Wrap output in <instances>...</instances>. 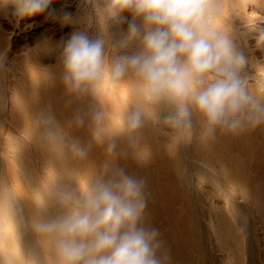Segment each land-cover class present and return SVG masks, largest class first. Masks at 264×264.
<instances>
[{
    "label": "bare ground",
    "instance_id": "1",
    "mask_svg": "<svg viewBox=\"0 0 264 264\" xmlns=\"http://www.w3.org/2000/svg\"><path fill=\"white\" fill-rule=\"evenodd\" d=\"M103 2L108 10L107 12L111 14V10L109 7L111 0H103ZM209 2L213 5V8L209 11L208 16L206 17L208 26L217 31L224 32L225 34H227L229 38L231 39L235 49L238 52L242 53L243 56L248 57V59H250V62L252 63L251 65H256V68L258 70H262L264 73V64H253L254 62L252 58H250L251 56L249 57L250 54H248L249 53L248 52L249 36L253 33V28L255 27L254 21H256L259 17L258 13L256 14L250 13L249 12L250 9L248 8V6L252 5L253 7L258 8V6H261V4L263 3L262 0H209ZM81 3L79 2L78 4L80 5ZM85 4H89V3L86 2ZM81 7H84V6H81ZM96 7H99V6H96ZM95 11H96L95 13H97L98 20L96 21L97 24L95 23L96 26H94L95 30H94V34L92 33L93 34L92 39L93 40L102 39L104 41L103 48H104L106 66L111 65L114 58H119L124 55H134L142 51L143 45H142V39L140 37H132V38L127 39L126 42H122L124 41L125 37L129 36V30L127 31L124 30L122 25H118L117 27H112L114 31V38H115L114 40H116V41H113L111 36L107 34L106 28L102 22L103 19L101 17V13L98 12V8L97 10L95 9ZM134 22L140 25L145 31H147L151 27H154L151 25H147L142 16H135ZM79 23H81V21H79ZM111 25L112 24H110V26ZM253 47L255 48V46ZM45 52L46 54H55L56 56L59 57L60 61H64V58H63L64 51L61 49L58 51H54L53 47L47 46L45 48ZM7 53L5 54L6 57H7ZM34 59L35 58L31 59V63L29 62L20 63L19 62L17 64L18 65L17 68L21 70L22 74H19L18 72H16V69H12V72L9 75L11 77H15L19 79H28L31 81L33 85L30 87L15 86V91H14L15 95L10 97L11 101L7 104V106L5 105V107L7 108L6 110H10L11 112L10 122L14 124H21L23 126H28V125L37 126V125H45V124L53 125V126L61 125L62 124L61 120H54L49 113H44V110H47V111L52 110V104L49 101V98L46 99L47 95L51 93V90L48 86L39 87V88L35 87V84L37 83L35 82V79L38 78L39 73L42 72L41 71L42 69L39 64H32V62L35 61ZM0 70H1L0 74L2 73V76L4 78H7L8 76L6 74L4 65L1 66ZM45 73H47V75L45 76L47 78L53 74L52 71L51 72L45 71ZM64 74H66V70H64ZM253 77H255L256 79H259L257 78L259 76L257 77L253 76ZM262 78L264 79V77ZM244 79L242 80L244 81ZM1 81L2 80H0V82ZM257 82L259 81L257 80ZM249 84L250 83L248 81H244V85L247 91L254 98L257 99L259 97L258 93L255 91L253 87H250ZM103 88H107L110 91L112 90L114 91L113 110L119 111L120 116H118V114L116 115L112 114L111 106L108 105V97H104L101 94V90ZM4 91H5V88H4ZM80 91L83 97L87 99H91L93 101L94 103L93 106L96 109L106 112V114L108 115V118H107V121L109 122L107 123L108 126L118 128L117 129L119 131L117 134L118 142L116 144V148L118 150L116 152V161H115V166H114V173H113L114 178L113 179L119 180L117 174L115 175V173H117V170H123L124 174L132 176L133 178L139 181H143V193H144V199H145V207L143 209V213L146 214L145 216L146 222H143L142 220H140L138 222L137 227H143L145 230L149 231L152 224L160 221L161 215L159 214L157 210L155 211L153 207L154 201L155 202L159 201V203L162 205L163 209L166 212L165 215L167 216L169 215V211H174L177 208L176 201L170 200V198L168 197L169 194L167 193L168 190L166 191L165 187L161 185V182L159 180H157L156 182V187L153 186V182H152L153 178L151 177L152 169L150 168L149 160L151 157H155L156 160L161 159V158L162 159H175L176 161L179 162L181 160L180 156H182L183 158V154L181 153V155L179 156L175 153L173 149L175 144L179 141H182V143H187L188 147L191 148V150L194 152L193 153L194 156L192 155L193 158L195 157L199 162H201L205 166V168L208 169V171H210V174L214 175V176L212 175L210 176L212 177L211 182H214V184H217L219 189L225 190L224 191L225 195H227L226 193H229L227 189H225V185H226L228 189L233 192L232 194H237L239 197H242L248 204H250L253 207V209L257 212V214L261 217V220L264 221V189H263V184L261 182V179L258 178L257 176V174H259L262 169V164L259 160V156H260V149L264 144V118L260 119L259 122L248 120L247 113L249 110L245 109L244 114L241 117V125L238 126L236 129H232L227 125H216L211 129V131H209L207 123H206V119L203 116V114L200 113L193 104L189 103L188 107L190 111L192 112L191 127L183 128V129H174L169 124L164 122L163 117H165L169 113H172L176 110L175 102H173L166 96H163V95L155 96L147 92L145 89V82L143 78L140 77L136 73V71L130 67H126L124 74L119 78H113L110 74L105 72L96 81L84 82L80 86ZM23 94H25L24 97L21 96ZM34 99H36L37 102L34 103L33 102ZM39 103H41L40 110H42L43 112L39 111L37 116H35L34 118H28L27 117L28 114H30L31 111H33V108H32L33 105L39 104ZM77 104H80V106L83 109L87 108V105H86L87 102L85 100ZM3 110H5V108ZM3 112L4 111H2V113ZM135 112H138L140 114V122L136 128H131L129 126L128 116ZM3 115L5 114H1V117ZM239 115L240 114H238V116ZM95 119L96 117L93 118L92 120H89L87 124L92 125ZM1 120L2 119H0V121ZM70 124L74 125L75 128H78V126H80L78 122L74 124L73 123H70ZM4 127L5 125L3 126V128ZM124 127L128 129H124ZM260 129H262L263 131L261 136L259 134ZM104 136L102 134L97 135V137H92L90 135L89 136L81 135V134L77 135L76 137L73 135H69V140L74 142L73 145H75L76 148H82L81 149L82 151H80V153L83 155V161H78L76 154L79 151L77 152V150L74 149L73 145L71 146V149L75 152L74 155L72 154L73 156H75L74 157L75 161H73V163L75 165L83 166L84 172H85L84 179L78 178L77 174L75 173L70 174L69 179L72 181V183H75L81 180L80 181V183L82 182L81 186L86 187L87 185L91 186L97 180H101L103 182H109L112 179V177L110 176V167L103 160V155L101 154L102 153L101 148L97 146L95 143V140L99 139L98 137L104 138ZM57 140L59 141V143L64 141L63 138H59ZM140 141L141 142L144 141L146 144V147L140 148L138 146V142ZM179 145L182 148L181 144ZM184 146L186 145L184 144ZM189 148H186V150H188ZM18 149L23 151V155L26 159H31L30 153L27 151L26 147L18 146ZM58 149H59V153L57 157L55 158L50 157L46 153L45 150L42 151V157L44 159V163L48 164L49 165L48 167L50 169V175L48 174V172L46 175L47 176L49 175L55 181L61 182L64 179H67L66 178L67 174L65 173L63 169H61V166L65 164L66 159H65V151L63 149V146H59ZM11 151H13V149H11ZM103 151H106L105 147H103ZM2 154L0 156V160H3L2 162L4 163L6 162L7 158L3 156ZM190 154L192 153H189L188 158H190ZM16 155L18 156V153ZM18 157H21V156H18ZM185 159H187V157H185ZM2 162L0 161L1 163L0 169H1V165L3 164ZM186 162L187 161H185V163ZM5 164L7 165L4 167L3 166L4 164H3L2 167L4 168H2L1 170L3 171L4 169L5 171V172L3 171V173H5V176H6L5 179H7V182H8L5 184L7 185L4 184V181L0 177V264H44V262L46 264H64L61 256L59 255L58 248L55 245V242L52 240L49 231H43L39 227V225H42L43 222L41 221L39 217V212L37 211V203L35 202V200H31L29 192L25 189L22 183V178L18 175L17 171H15L16 170L15 164H9V163H5ZM155 166H156V170H158V164H156ZM198 167L199 166H197V168ZM200 167L202 168L203 166H201L200 164ZM25 168L28 169L27 167ZM33 171H35V167H33ZM200 171L201 169L200 170L197 169V172H200ZM25 172H27V170H25ZM185 172L186 174H188L187 171ZM252 173L253 174L255 173V175H252ZM32 177L35 179L34 176ZM186 178L188 180V177ZM147 179H148L149 184L146 183ZM36 180H32V179L29 180V182L32 181L29 184L34 183L33 181H36ZM40 181H42V179ZM50 185L52 186V184ZM199 186L200 185H198V187ZM32 187H35V186L32 185ZM152 188H155V197L153 199H149L150 197H148L147 193L150 192ZM40 189H37V190H40ZM203 189L201 190L203 191ZM8 190L16 191L18 193V194H15L16 196L18 195L17 203H15L13 199H11L12 197L10 198V196L12 195L9 196L7 193H5ZM33 190L36 193H38L37 190L35 189ZM11 193L12 192H10V194ZM60 194H65V193H60ZM203 194H204V197L207 196V194L206 195L205 193ZM229 196L230 195H227V197ZM44 197L41 196V199L43 200ZM221 198L222 197H220V199ZM207 199L209 200V197ZM233 199L234 198H232L231 200ZM42 200H39V202H42ZM45 200L46 198L44 199V201ZM44 201H43V204L42 203L40 204L45 205ZM63 203L65 202L63 201ZM66 204L67 203H65V205ZM237 204H239L240 207L242 206L241 203H236V208L238 206ZM51 206L53 207V208L51 207V209L54 210L58 216H60V214L62 215L66 214L65 206H62V205H58V206L51 205ZM47 208L44 209L42 207V210H46V212L48 210L47 213L51 216L49 209ZM211 208L215 215V218L217 219L218 223L221 226V228L217 230V233L220 234L221 237L223 238L224 245L229 246L230 249L234 251V253L235 252L238 253L239 250H241V248L238 242L237 233L233 232L232 228L227 223L223 215H221V208H219L218 204H216V206H211ZM244 208L242 209V211L240 209V211L243 212V210H245L247 206L245 209ZM246 212H243V213L247 214ZM244 216H245L244 218L248 219L246 215ZM51 219L48 218L49 222L51 221ZM250 220L251 219L247 221H250ZM53 221H55V219H53ZM249 223H248V227L246 226L248 229L251 228ZM246 224L244 223L242 225L244 226ZM28 225H31L32 230H33L32 234L34 235L35 239H33L34 237L32 238L33 235L30 234V232L28 231L30 228V226ZM173 225H174L173 227L177 228L175 224ZM194 225L196 224L194 223ZM242 225H238V226H242ZM251 226L252 228L254 227L253 225ZM213 227L215 228V226L212 224V228ZM246 227L244 226L243 228H246ZM243 230L244 232L248 231L245 229ZM250 231L253 232L252 229L249 230L248 235L250 234ZM52 232L55 233V231H52ZM197 235L199 234H197L196 232V236ZM251 237H253V235ZM172 238L174 239L175 244H177V247L176 249L172 251L164 252L162 256V261L164 260L166 264H177V261H178L177 258L181 257L182 255V249L178 247L179 241L181 239V235L178 234L177 231L175 230L174 233L172 234ZM197 238L199 237L197 236ZM34 240H37L40 243L41 245L40 248H42L43 255L40 252H38L37 248H35L36 244L34 243L36 242ZM188 242H187V245H188ZM250 243H251V240H250ZM252 248L253 247H251V249ZM259 248H261L260 243H259ZM235 254H233L234 256L231 258L238 260L240 257L236 256ZM248 259L249 258H247V260ZM226 262H228V260ZM161 264H163V262H161Z\"/></svg>",
    "mask_w": 264,
    "mask_h": 264
},
{
    "label": "rangeland",
    "instance_id": "2",
    "mask_svg": "<svg viewBox=\"0 0 264 264\" xmlns=\"http://www.w3.org/2000/svg\"><path fill=\"white\" fill-rule=\"evenodd\" d=\"M79 2L80 3L82 2L80 5L84 7H81L78 4ZM86 2H88L89 4H85ZM262 2L263 3L261 4V6H258V8L253 7L252 5L248 6V8L250 9L249 10L250 13L252 14L258 13L259 15L258 19L254 21L255 27L253 28V33L249 36L248 54H250L249 57L251 56L250 58H252L254 62L253 64H264V0H262ZM14 7H15L14 4L11 3L10 0H0V16H1L0 17V69L1 66L4 65L6 74L8 76L7 78H4L2 76V73L0 74V80H2L0 82V109H1L0 117L1 114H5L0 118L2 119L0 121L1 123L0 153L1 154L3 153L2 155L7 158L6 162L4 163L2 162L3 160L0 161L4 164V165L2 164L4 167L7 165L5 163L15 164V169H16L15 171H17L18 175L22 178V183L25 189L29 192L31 200H35V202L37 203V211L39 212V217L41 221L43 222V224H49L50 222L51 223L53 222V219L58 220L66 216L69 213L68 210H70L74 206V202H68L66 205L65 203H63V201L65 202L64 197L66 194L72 193L75 197H80L83 194V191L87 190L90 187L88 185L86 187L81 186L82 183V182L80 183L81 180L72 183V181L69 179V175L74 173L77 174V177L80 179H84L85 176L84 167L81 165H75L73 163V161H75L74 160L75 156H73L75 152L71 149V146L73 145L74 142L69 140V135H73L75 137L79 134L87 135V136L90 135L92 137H97V135L99 134H102L103 136L105 135L104 138L98 137L99 139L98 140L96 139L95 143L97 146L101 148V152H102L101 154L103 155V160L110 167V176L112 177L110 181H117L116 179H113L114 178L113 173H114V166L116 161V152L118 150L116 148V144L118 142L117 134L119 131L117 130L118 128L116 127L114 128L112 126H108L107 123L109 122L107 121L108 115L106 114V112L96 109L93 106L94 103L91 99H87L83 97L80 91V87H78V90L77 88L69 87L68 83L65 80L66 74H64V70H65L64 61H60L59 57L56 56L55 54H46L45 48L47 46H51L54 48V51H58L60 49L64 51L67 42L75 33H84L89 38L91 37L90 39H92L95 30L94 26H96L95 23L97 24L96 21L98 20L97 13H95L96 12L95 9L97 10V8H98V12L101 13V17L103 19L102 22L106 28L107 34L111 36L113 41L116 40H114L115 39L114 31L112 27H117L118 25H122L124 30L126 31L129 30V24L135 20V14L130 10H125L122 13H120L122 19L114 20L115 18L110 13L107 12L108 10L104 5L103 0H83V1L82 0H52V3L50 4L49 7L51 9H55V12L51 16H49L46 11L44 13H37L35 15L20 18L18 15L15 14ZM79 21H81V23H79ZM110 24L112 25L110 26ZM253 46H255V48ZM6 53H7V57L5 55ZM33 58H35L34 59L35 61L32 62V64H39L42 69L41 70L42 72L39 73L38 78L35 79V82H37L35 84V87L39 88V87L48 86L51 90V93L47 95L46 99L49 98V101L52 104V110L50 111L44 110V113H49L54 120H61L62 122L61 125L53 126V125L45 124V125H37V126L35 125L23 126L21 124H14L10 122L11 112L10 110H6L7 108L5 107V105L7 106V104L11 101L10 97L15 95L14 92L15 86L30 87L33 85L31 81L28 79H19V78L11 77L9 75L11 74L12 69H16V72L22 74L21 70L17 68L18 66L17 64L19 62L31 63V59ZM63 58H64V54H63ZM245 60H247L246 61L247 64L245 63V65L241 66L242 68L240 67L238 69V74L241 76V79L245 78L244 81H248L250 83L249 86L253 87L259 95L257 99L262 104H264V88H262L264 87V82H263L264 79L262 78L264 77L262 76L264 75V73L262 70H258L256 68V65H251L252 63L250 62V59H248V57H245ZM44 70L50 72L52 71L53 74L47 78L45 77L47 73H45ZM253 76L256 77L259 76L257 77L259 79H256ZM260 77L262 78V80ZM257 80L259 82H257ZM101 94L104 97H108V105L111 106L112 114L113 115L118 114V116H120L119 111L113 110L114 91L113 90L110 91L107 88H103L101 90ZM21 96L24 97L25 94ZM35 100L36 99H34L33 101L34 103L37 102V100L36 101ZM84 100L87 102L86 104L87 108L85 109H83L80 106V104H77L83 102ZM4 108L5 110H3ZM32 108L33 111H31V113L28 114L27 116L28 118H34L35 116H37L39 111L43 112L42 110H40L41 103L34 104ZM2 111L4 112L2 113ZM97 113L100 114L99 117H97ZM95 117L96 119L92 125L87 124L89 120H92ZM76 122H78L80 125L78 126V128H75L74 125L70 124V123L74 124ZM4 125L5 127L3 128ZM124 129H128V128L124 127ZM262 132H263L262 129H260L259 132L260 136L262 135ZM59 138H63L64 141L59 143V141L57 140ZM179 144H181L182 148L180 147ZM184 144L186 146H184ZM18 146L26 147L27 151L30 153L31 159H26L23 155V151L19 150ZM59 146H63V149L65 151V159H66V162L64 165L61 166V169H63L67 174L66 175L67 179H64L61 182L55 181L49 176L50 175V169L48 167L49 165L44 163V159L42 157L43 150H45L50 157H54V158L57 157L59 153V149H58ZM138 146L140 148L141 147L144 148L146 147V144L144 141L142 142L140 141L138 142ZM103 147L106 148V151H103ZM186 148H189L187 143H182V141H179L175 144L173 148L175 153L179 156L181 155V153L183 154V158L182 156H180L182 161L180 160L179 162L176 161L175 159L161 158L156 160L155 157H151L149 160L150 168L152 169L151 177L153 178L152 181L153 186L156 187V182L157 180H159L161 182V185L165 187L166 191L168 190L167 193L169 194L168 197L170 198V200H174L177 203L176 205L177 208L174 211H169L168 216L165 215L166 212L163 209L162 205L159 203V201L157 202L154 201L153 203V207L155 211L157 210L161 215L160 221L152 224V226L149 229V231L154 230L157 233L156 239L153 242L159 244V247L156 250V257L161 262H163V264H166L164 260L162 261V256L164 252H168L176 249L177 244H175V241L172 238V234L176 230L177 233L181 235V239L179 241L178 247L182 249L181 257L177 258L178 259L177 264H229V263L230 264H245V263L264 264V246H263L264 221L261 220V217L257 214V212L253 209V207L250 204H248L242 197H239L237 194H232L233 192L229 190L228 187L225 185V189H227V191L229 192L226 194L230 195L229 197H227V195H225L224 193L225 190L219 189L217 184L211 182L212 177L210 176L211 175L214 176V175L210 174V171H208V169L205 168V166L201 162H199L195 157L193 158L194 152L191 150V148H189L188 150H186ZM11 149H13V151H11ZM17 153L18 156L21 157H18L16 155ZM189 153H192L190 154V158L192 157L191 159L188 158ZM263 153H264V144L260 149V156H259V160L262 164V169L260 173L257 174L258 178L261 179L264 189V154ZM76 155L78 161H83V155L80 153V151ZM185 157H187V159H185ZM185 161L187 162L185 163ZM156 164H158V170H156V166H155ZM200 164L201 166H203L202 167L203 169L200 167ZM2 165H1V169L4 168L2 167ZM197 166H199L201 171L203 172L201 171L197 172V169L200 170L199 167L197 168ZM25 167H27L28 169H26ZM33 167H35V171H33ZM1 169H0V177L4 181V184L8 183L7 179H5L6 178L5 173H3L4 169L3 171ZM25 170H27V172H25ZM185 171H187L188 174H186ZM47 172L49 174L48 176L46 175ZM24 173L27 174L25 175ZM252 175H255V173L254 174L252 173ZM30 176L31 177L34 176L35 179L33 177L31 178ZM186 177H188V180ZM31 179L32 180L37 179L36 181L38 183L36 181H33L34 183L29 184L30 182H32V181L29 182V180ZM41 179L42 181H40ZM146 183L149 184L148 179L146 180ZM50 184H52V186ZM32 185H34L35 187H32ZM198 185L200 186L198 187ZM42 187L44 190L42 189ZM200 188L201 189L204 188L203 191ZM33 189L35 190L40 189V190H37L38 193H36ZM9 191L12 193L10 194ZM5 193H7L9 196L12 195L10 196V198L12 197L11 199H13L15 203H17L18 195L16 196L15 194L18 193L16 191L8 190ZM60 193H65V194H60ZM203 193H205V195L207 194L209 200L207 199L208 198L207 196L204 197ZM147 194L148 197H150L149 199H153L155 197V188H152L151 191L148 192ZM14 195L16 196V198ZM41 196L42 197L45 196L43 200L41 199ZM220 197L222 198L220 199ZM45 198L46 200L44 201ZM232 198L234 199L231 200ZM39 200H42V202H39ZM43 201L45 205H42ZM236 203H241L242 206L240 207L239 204H237L238 206L236 208ZM216 204H218L219 208H221V215H223L227 223L232 228L233 232L237 233L238 242L240 244L241 250H239L238 253L235 252L236 254L232 249H230L229 246L224 245L223 238L221 237L220 234L217 233V230H219L221 226L218 223L217 219L215 218V215L211 208V206H216ZM41 205L44 209L48 207L47 209H49L51 216L47 213L48 210L47 212L46 210H42ZM51 205L65 206L66 214L63 213L64 215L60 214V216H58L55 213V211L51 209L52 207ZM245 205L247 206V208ZM244 206L246 209L244 208ZM242 207L246 211L248 210L247 212L243 210V212H246L247 214L241 212L243 209ZM230 210L233 214L230 212ZM244 215H246L248 219L244 218L245 217ZM145 216L146 214L143 213L141 217V220L143 222H146ZM48 218L51 219L50 222ZM249 219L251 220L247 221ZM194 223L196 225H194ZM211 223L215 226V228L214 227L212 228ZM244 223L245 224L247 223L246 225H244L245 227L246 226L248 227V223H249L251 228L249 229L247 227L243 228L244 226L242 224ZM173 224H175L177 228L173 227L174 226ZM238 225H242V226H238ZM251 225H253L254 227L252 228ZM28 226H30V228L28 227L29 228L28 231L30 232V234H32L33 232L32 227L31 225ZM243 229L248 231L252 229L253 232L250 231V234L248 235L249 232L246 231L247 232L246 233L244 232ZM196 232L197 234H199L197 235L199 238H197ZM49 233L51 235L52 240L55 242V245L57 246L59 234L57 232H55L56 233L55 234L52 231H49ZM251 234L255 239L251 237L252 236ZM55 235H57L58 237ZM214 235L216 238L214 237ZM245 235L247 236V238ZM33 237L34 235L32 236V238ZM33 239H35V237ZM253 240L256 242V244ZM34 241L36 242L34 243L36 244V246L34 245L35 248H37L38 252L42 254L43 251L42 248H40L41 247L40 243L37 240ZM259 243L261 248H259ZM250 246L253 248L251 249ZM233 254H235L240 258L238 260L232 259L231 257L234 256ZM247 258L249 259L247 260ZM226 259L228 260L229 263L226 262L227 261ZM44 264L46 263L44 262Z\"/></svg>",
    "mask_w": 264,
    "mask_h": 264
},
{
    "label": "clouds",
    "instance_id": "3",
    "mask_svg": "<svg viewBox=\"0 0 264 264\" xmlns=\"http://www.w3.org/2000/svg\"><path fill=\"white\" fill-rule=\"evenodd\" d=\"M10 2L20 18L55 12L49 7L52 0ZM109 7L115 19L130 10L154 27L145 31L130 23L129 36L122 42L140 37L142 51L114 58L107 66L102 39L73 34L64 49L65 80L70 88L96 81L105 72L119 78L130 67L143 78L147 92L175 102L176 110L163 117L174 129L191 127L189 103L203 114L209 131L216 125L236 129L245 109L248 120L264 118V104L247 91L238 74L245 57L227 34L207 24L213 8L209 0H111ZM128 120L136 128L140 114L132 113ZM116 174L119 180H97L80 197L66 194L65 203L74 202L69 213L39 225L43 231L59 234L57 246L64 264H161L156 257L159 244L153 243L157 233L137 227L145 207L143 181L123 170Z\"/></svg>",
    "mask_w": 264,
    "mask_h": 264
}]
</instances>
